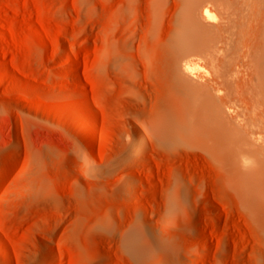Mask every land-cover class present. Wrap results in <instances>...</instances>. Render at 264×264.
I'll list each match as a JSON object with an SVG mask.
<instances>
[{
	"label": "rangeland",
	"instance_id": "1",
	"mask_svg": "<svg viewBox=\"0 0 264 264\" xmlns=\"http://www.w3.org/2000/svg\"><path fill=\"white\" fill-rule=\"evenodd\" d=\"M256 1L0 0V264H264Z\"/></svg>",
	"mask_w": 264,
	"mask_h": 264
},
{
	"label": "bare ground",
	"instance_id": "2",
	"mask_svg": "<svg viewBox=\"0 0 264 264\" xmlns=\"http://www.w3.org/2000/svg\"><path fill=\"white\" fill-rule=\"evenodd\" d=\"M255 2V1H254ZM256 5H257V15H258V21L257 22H259L258 24H259V29H258V32H259V34H258V32L256 33V34H258V36L256 37L255 36V38H257L256 40L258 41V46H256V42H254V45L256 46V47H258V48H255L254 47V49H257V51L255 52L254 51V49H253V52L254 53H256V59H255V63H254V65L253 66H255L254 67V69H253V71H255L254 73H252V76L250 77V83H242V84H244V87H245V85L246 86H248L249 87V90H250V95L249 94H247L246 95V93H244V92H247V89H248V87H247V89L245 88V91L243 92V91H241L242 93L241 94H245L244 96L246 97V96H248L249 95V97H247V98H245V99H247V101L250 103V105L252 104L253 106H255L254 107V109L255 108H257V113L255 114V116H254V120L250 123V125L253 127V129L255 130L254 132V138H255V134H257L258 135V140H260V143H263V145H261L260 147H258V148H255V149H253L254 151H255V153H257L258 154V158H259V161H257L258 162V170L257 171H259V174H261V175H263V177H262V182H260V183H263V185H264V0H257L256 1ZM252 7H253V5H252ZM254 9H256V8H254ZM252 13H254V10H253V12ZM204 16H205V18H207V19H211V17H212V15L209 13V11L206 9L205 10V12H204ZM255 16H256V14H255ZM257 25V24H256ZM258 27V26H257ZM256 27V28H257ZM257 30V29H256ZM255 31V30H254ZM247 36V35H246ZM245 39H247V38H245ZM256 40H254V41H256ZM247 44V43H246ZM248 46H249V44H248ZM247 47V46H246ZM251 47V46H250ZM253 48V47H252ZM252 49L250 48V51H251ZM250 51H249V54H251V53H253V52H251L250 53ZM253 53V54H254ZM248 56V55H247ZM253 57V56H252ZM254 59V58H253ZM252 61V60H251ZM228 64H230V63H228ZM228 64H226L225 65V68H226V66L228 65ZM256 64V65H255ZM230 66H231V64H230ZM230 66L228 65L227 66V69H228V67L230 68ZM195 68V67H194ZM192 67H191V65H190V63H186L184 66H183V73L186 75V76H191V74H192ZM226 70V69H225ZM224 70V71H225ZM226 72H228L227 70H226ZM225 73V72H224ZM222 74V73H221ZM221 74H220V78L222 77L221 76ZM227 74V73H226ZM223 75V77H224V74H222ZM76 76L77 77H79V75L78 74H76ZM227 77H229V76H227V75H225V77H224V80H227L226 82L224 81V83L225 84H228V81L230 80H228V78ZM225 78H227V79H225ZM222 79V78H221ZM222 81V80H221ZM223 82V81H222ZM221 82V83H222ZM241 81H239V83H240ZM223 83V84H224ZM230 83V82H229ZM233 83V82H232ZM224 84V85H225ZM241 84V83H240ZM239 84V85H240ZM229 85V84H228ZM233 85V84H232ZM231 85V86H232ZM222 86V85H221ZM227 86V85H226ZM226 86L224 87V88H226ZM230 86V87H231ZM240 86H242V85H240ZM223 87V86H222ZM230 87H228V88H230ZM243 87V88H244ZM237 88H240L239 86L237 87ZM242 88V89H243ZM241 89V88H240ZM227 90V89H226ZM249 90H248V92H249ZM237 91V90H236ZM240 90H238V92H239ZM229 93V92H228ZM227 94V93H226ZM225 94V95H226ZM234 95L235 94H233V97H234ZM228 96H229V94L226 96L227 98H228ZM236 96V95H235ZM243 96V97H244ZM225 97V96H224ZM243 97H242V100H244L243 99ZM226 98V99H227ZM225 99V98H224ZM230 98H228V101H231L232 100V98L229 100ZM191 112H189V114L191 115V120H193L192 122H190V121H187L186 122V124H187V126L189 127V132L191 131L192 132V134L194 133L195 135H196V133H201V134H205L204 136L206 137L207 135V133L208 134H210V133H213V131H214V133H218V131H219V133L222 135L221 137H224L223 138V141H227V144L229 143V145L231 146V148H233V150H234V147H238L241 143H243V142H245L247 139H248V133H249V130H247L248 131V133H247V131H246V129H247V127H249L248 125H247V123H246V125H247V127L245 128V129H243L244 128V126H243V128H242V125H241V127L239 128V127H235V126H231L230 124H227V123H225V122H223L222 120H221V118H220V113H219V111H220V106L218 105L217 106V108H213V103H212V99L209 97V93H208V90H207V88H204V87H200V88H197L194 92H193V94L191 95ZM249 106V105H248ZM251 106H249V108H250ZM248 109V108H247ZM246 109V110H247ZM254 109H253V111H254ZM248 111H249V109H248ZM252 112V111H251ZM250 112V113H251ZM254 113V112H253ZM253 116V115H252ZM251 116V118H253ZM193 117V118H192ZM248 118V117H247ZM249 118H250V116H249ZM248 118V119H249ZM247 119V120H248ZM187 120H188V118H187ZM246 120V121H247ZM245 121V122H246ZM76 125L77 126H81V122L78 120V119H76ZM214 123H216V124H214ZM245 125V126H246ZM186 126V127H187ZM250 126V127H251ZM235 127V128H234ZM249 127V128H250ZM252 128H251V130H253ZM188 130V129H187ZM186 130V132H188ZM215 130H217V131H215ZM250 130V131H251ZM196 132V133H195ZM215 134V135H218V134ZM187 134V133H186ZM190 133H188L187 134V136H189L190 137V135H189ZM219 134V135H220ZM252 135H253V133H251ZM218 135V136H219ZM250 135V134H249ZM200 136H203V135H200ZM204 136H203V139L205 140L206 138H204ZM218 136H214V138H216V140L214 139V140H212V141H215V142H219V141H217L219 138L222 140V138L221 137H218ZM191 137H193L192 135H191ZM197 137H199L198 135H196V138ZM194 138H195V136H194ZM190 139H192V138H190ZM262 141V142H261ZM215 142H212V144L213 143H215ZM250 142V141H249ZM252 142H254V141H252ZM247 143V142H246ZM255 143V142H254ZM220 144V143H219ZM222 144H226V143H222ZM221 144V145H222ZM226 144V145H227ZM215 145H216V143H215ZM214 145V146H215ZM226 145H224V146H226ZM250 145V144H249ZM209 146H212L211 145V143H210V145ZM209 146H207V149H210V147ZM212 147V148H214L215 149V151H214V153L218 150L217 149V146H220V145H216L215 147ZM252 146V145H251ZM222 148H225V147H223V146H221ZM227 147L228 146H226V149H227ZM206 148V147H205ZM210 150H212V149H210ZM230 150H232V149H230ZM252 150V149H251ZM213 151V150H212ZM211 151V152H212ZM221 151V150H220ZM218 152H219V150L216 152V154H218ZM215 155V154H214ZM213 155V156H214ZM250 175V174H249ZM242 177V176H241ZM251 177V176H250ZM237 178H238V176H237ZM236 178V179H237ZM242 179V178H241ZM238 181V180H237ZM124 183L125 184H127V185H132L133 184V180L131 179V178H125L124 179ZM241 187V186H240ZM260 189V188H259ZM262 189V188H261ZM242 191V190H241ZM260 192V191H259ZM246 193H244V195H245ZM255 194V193H254ZM253 194V195H254ZM255 197H256V195H255ZM247 198V197H246ZM250 198V197H249ZM246 200V199H245ZM256 201H257V199H256ZM262 201V200H261ZM246 206V205H245ZM257 208V207H256ZM252 210V209H251ZM140 211L141 212H143L145 215H148L149 213H148V211L145 209V208H143V207H141L140 208ZM260 212H262V211H260ZM252 213V212H251ZM250 213V214H251ZM252 216V215H251ZM253 217V216H252ZM253 219V218H252ZM258 219V218H257ZM256 219V220H257ZM262 219V218H261ZM260 219V220H261ZM255 220V219H254ZM264 221V220H263ZM259 225V224H258ZM3 252H4V254L5 255H7L8 254V251L3 247ZM174 264V263H173Z\"/></svg>",
	"mask_w": 264,
	"mask_h": 264
}]
</instances>
